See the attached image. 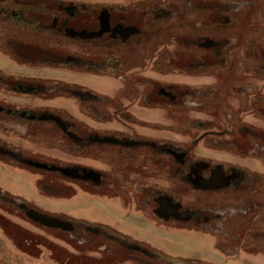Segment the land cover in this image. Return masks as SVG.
<instances>
[{
	"label": "rangeland",
	"instance_id": "obj_1",
	"mask_svg": "<svg viewBox=\"0 0 264 264\" xmlns=\"http://www.w3.org/2000/svg\"><path fill=\"white\" fill-rule=\"evenodd\" d=\"M67 1L132 5L148 3L150 9L154 10L158 16H165L168 20L173 18L170 24L178 33L187 28L190 39L201 40L206 37L205 43H210L213 37L223 35L226 45H223L224 50H222L225 54L221 53L219 61L214 63L212 49H207L208 52L202 55L205 64L199 68H192V70L195 69V75L170 71L161 63L151 66L148 60L146 63L141 61L130 64L128 67L130 72L122 74L124 77L131 75L132 79H135L133 82L140 87L141 91L145 89L143 83L150 78H155L159 82L190 84L193 87L209 84L211 94L218 87L216 89L218 93L214 96L216 98L213 100L210 97L205 101H178L152 109L151 106L145 105L146 101H127L125 80L122 76L113 80L101 75L71 71L67 68L47 65L31 67L18 64L3 53L9 38L20 36L19 34H23L24 31L19 32L18 30L23 29L14 25L15 21L4 18L0 19V68L11 73L50 78L55 82L71 81L99 91H111L118 87V90L113 93L116 97L122 98L120 102L123 108L128 109L138 119L131 125L139 132L152 137H162L172 143L197 140V147H195L197 154L236 161L264 173V146L256 143L255 138L247 137L238 131L234 132L233 136L231 134L232 137L227 132L222 133L220 137L216 136L217 139L201 136L203 130L222 128L228 130L233 127L230 124L241 122L250 123L259 133L264 131V0H216L229 7L216 16L210 8L195 9L198 4L205 5L204 1L214 2L215 0ZM218 22L219 25H216ZM173 35H176V32ZM39 40L45 45L54 47L63 55L70 49L90 50L84 44L78 45L69 40L52 39L46 36ZM154 48L169 50L174 46L166 44L165 41H158ZM188 48L190 52L194 49L200 50L191 41ZM138 51L135 48L129 51L115 50L113 53L136 57L137 54L142 55V52ZM224 55L228 56L231 63H228ZM2 69L0 71L4 73L5 70ZM197 90L195 89L194 92ZM62 96L60 93H45L39 96L11 93L0 84V105L4 108L0 112V146H7L14 150L22 148L25 155L53 163L87 164L90 162L89 158L72 151L71 140H68L65 135L62 139L60 132L52 128L55 125L53 121L44 124L43 129L39 131L29 127L26 120L15 118L12 123L8 122V115L5 112L8 106H19V109L25 110L23 118L28 116L29 107H40L42 110L59 113L66 117L68 114L73 115L98 128H109L115 131L125 129L116 120H110L108 123L91 121L81 113L79 102L70 98H58L57 101L51 99L31 101L36 97ZM235 147H239L241 151L251 147L253 156L244 157L235 154L232 150ZM90 163L97 167L105 166L100 160ZM123 169L130 177L129 184L120 182L109 187L107 193L113 195L112 197L100 196L84 192L86 188L84 185H78L57 172L38 171L39 174H34L28 169L19 167L18 163L8 159L7 155H0V264H148L138 260L137 254L132 250L113 247L109 244L106 248L105 240L101 236L93 237L87 231L83 233L73 229L46 226L32 220L23 211L26 207L24 204L10 202L5 197H1L10 193L19 195L39 209L63 217L70 223L74 218L79 221L88 220L111 225L127 239L147 242L172 256L185 257L192 261H197L196 258H199L209 261L203 262L208 264H264V244L260 245L263 240L257 233L248 232L250 226L256 225L253 217L258 213L260 205H257L254 212L245 218L243 216L248 213L245 207L237 208L239 213L236 215L234 211L226 209L229 202L234 200L233 195L227 194L221 198L212 195L202 201L196 190L197 184L192 187L183 184L174 176L171 177L163 169L154 171L145 168L143 160L136 163L124 161ZM37 178L39 180H36ZM149 185L193 206L199 205L201 201L214 209L219 205V201L229 203L225 209L218 208L223 211L227 219L225 220L223 216L219 223H216L214 219L212 224L207 225L211 234L193 229L178 230L154 225L145 217L142 203L135 199V191L140 188H142L141 191L147 190ZM262 193H264V185H262ZM258 217L261 218L260 215ZM262 217L264 219V216ZM258 224L262 226L264 220ZM158 263L170 264L168 261H158Z\"/></svg>",
	"mask_w": 264,
	"mask_h": 264
},
{
	"label": "flooded vegetation",
	"instance_id": "obj_2",
	"mask_svg": "<svg viewBox=\"0 0 264 264\" xmlns=\"http://www.w3.org/2000/svg\"><path fill=\"white\" fill-rule=\"evenodd\" d=\"M175 4L178 5V3ZM3 18L15 21L14 25L23 29L18 31H24L23 34H19L20 36L9 38L7 48L3 53L18 64L31 67L47 65L48 67L67 68L71 71L101 75L113 80L124 73H129L130 64L141 61L146 63L147 60L151 66L161 63L170 71L195 75V69L192 70V68H199L205 64L202 55L208 52L207 49H212L214 63H217L221 53H224L223 45H226L223 35L222 37L216 35L218 38L213 37L210 43H205L206 37L201 40L190 39L187 28L178 33L170 24L173 18L168 20L165 16H158L154 10L150 9L148 3L132 5L127 3H76L67 0H0V19ZM217 24L219 25V22ZM174 32L176 35H173ZM43 36L69 40L78 45L84 44L90 50L70 49L63 55L54 47L41 43L39 39ZM158 41L172 44L174 48L156 50L154 47ZM190 41L195 43L200 50L194 49L190 52L188 48ZM135 48L142 52V55L137 54L136 57H132L113 53L115 50L129 51ZM226 58L228 63H231L228 56H225ZM122 77L125 80L127 101H146L145 105L151 106L152 109L178 101H205L210 97L214 100L216 98L214 96L218 93L217 87L211 94L209 84L193 87L190 84L159 82L155 78L147 79L143 83L145 89L141 91L140 87L133 82L135 79H132L131 75ZM51 80L53 79L11 73L7 70L4 73L0 71V84L11 93L37 96L45 93H60L62 97H36L31 101H45L46 99L57 101L58 98H70L79 102L81 113L91 121L108 123L110 120H116L125 129L115 131L109 128H98L73 115L68 114L66 117L59 113L42 110L40 107H29L28 116L23 118L25 110L19 109V106H8V109H5L8 122L12 123L15 118L26 120L29 127L39 131L43 129L44 124L53 121L55 125L52 128L60 132L62 139L65 135L68 140H71V148L75 154L89 158L90 162L100 160L105 166L97 167L89 161L87 164L53 163L25 155L22 148L14 150L7 146H0V155H7L8 159L15 160L19 167L28 169L34 174L38 171L57 172L78 185H84L86 187L84 192L110 197L113 195L107 193L109 187L120 182L129 184L130 177L123 169L124 161L136 163L143 160L145 168L154 171L163 169L171 177L174 176L181 180L183 184L192 187L197 184L198 186L195 187L202 201L212 195L220 198L227 194L234 196L230 204L219 201V205L211 209L205 202L200 201L199 205L193 206L149 185L147 190L141 191L142 188L136 190L135 199L137 198L142 203L145 217L150 223L164 228L193 229L211 234L207 225L212 224L214 219L216 223H219L223 216L225 220L227 219L223 211L218 208L225 209V206L229 204L226 209L234 211L236 215L239 213L237 208L245 207L248 213L243 217L247 218V215L253 213L260 205L258 213L253 217L256 225L250 226L248 232L257 233L263 240L260 245L264 244V224L262 226L258 224L264 220L262 217L264 216V193H262L264 173L243 166L236 161L197 154L195 151L197 140L186 143L173 141L172 143L162 137H152L139 132L131 125L138 119L128 109L123 108L120 102L122 98L116 97L113 93L118 90V87L114 88L116 90L99 91L71 81ZM195 89L198 90L194 92ZM110 107L112 109H109ZM3 110L4 108L0 105V112ZM230 125L233 127L228 130L226 128L203 130L201 136L217 139L216 136L220 137L222 133L227 132L232 137L234 132L238 131L247 137L255 138L256 143L264 146V131L259 133L253 129V125L246 122ZM232 150L235 154L244 157L253 156L251 147L245 151H241L239 147ZM1 197H5L10 202L24 204L26 206L23 209L24 212L32 208L41 213L56 216L39 209L19 195L10 193ZM239 215L241 216L242 213ZM259 215L261 218L258 217ZM56 217L66 220L63 217ZM81 223L83 225H79ZM71 229L83 233L87 231L93 237L101 236L105 240L106 248L109 244L113 247L132 250L137 254L138 260H143L148 264H161L158 261H168L170 264H208L203 263L206 260L199 258H196L197 261H192L185 257L169 255L144 241L129 240L111 225L88 220L79 221L73 218Z\"/></svg>",
	"mask_w": 264,
	"mask_h": 264
},
{
	"label": "water",
	"instance_id": "obj_3",
	"mask_svg": "<svg viewBox=\"0 0 264 264\" xmlns=\"http://www.w3.org/2000/svg\"><path fill=\"white\" fill-rule=\"evenodd\" d=\"M26 208V207H25ZM26 215L34 221H39L46 226L61 227L63 229H71V223L69 221L59 219L55 216H51L45 213H41L35 209H27Z\"/></svg>",
	"mask_w": 264,
	"mask_h": 264
},
{
	"label": "trees",
	"instance_id": "obj_4",
	"mask_svg": "<svg viewBox=\"0 0 264 264\" xmlns=\"http://www.w3.org/2000/svg\"><path fill=\"white\" fill-rule=\"evenodd\" d=\"M202 3V2H201ZM205 5H201V4H198L195 9H205V8H210V10H213V12H215L216 14L214 16H216L217 14H219V12H221L222 10L228 8V6H225L222 2L220 1H214V2H209V1H204ZM200 6V7H199Z\"/></svg>",
	"mask_w": 264,
	"mask_h": 264
}]
</instances>
